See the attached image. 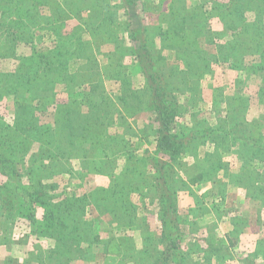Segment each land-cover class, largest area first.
I'll return each instance as SVG.
<instances>
[{
    "label": "rangeland",
    "instance_id": "rangeland-1",
    "mask_svg": "<svg viewBox=\"0 0 264 264\" xmlns=\"http://www.w3.org/2000/svg\"><path fill=\"white\" fill-rule=\"evenodd\" d=\"M46 1L48 4L43 8V12L53 19L56 18L58 9L63 7V2H69L71 6L81 4L79 8L82 11L79 15L84 21L92 6L90 0ZM228 1L139 0L135 5L127 4L123 8L119 7L118 0H109L107 2L110 7L99 5L102 8L98 11L107 14L114 21L115 27L109 32L110 38L104 35V31L103 35L96 34L94 39L83 31L82 39L88 41L91 47L89 57L91 60L85 58L63 60L58 71L67 75H76L83 70H87L89 76L90 73L99 74L94 79H97L104 89V96L100 102L113 111V104L120 106L119 97L132 96L146 99L149 96L144 75L130 50L131 38H148L154 46L153 55L159 54L162 71L165 74L169 72L177 74L180 80L183 77L178 72L183 71L186 65L182 61L185 56L182 55L181 42L177 38L182 29L192 30L190 36L197 40L196 46L208 54L209 70L205 73L201 71L195 84L188 88L182 87V90L176 93L179 95L180 104L183 109L185 108V113L175 120V124L177 126L184 124L188 128L201 125L218 127L220 121L225 120L236 107L249 106L245 117L247 122L255 123L251 128L252 139L259 141L261 135L264 142V100H258V84L264 72L260 71L253 75L249 71L239 72L231 68L228 53L223 48L225 39L214 36V32L220 34L224 29L217 16L210 12H213V5ZM170 7L187 8L192 13H199V17L205 13L206 15L201 18H191L188 14L184 16L180 12L168 14ZM181 17L186 19L185 24L180 26ZM176 19L175 23L168 24V21ZM247 19L251 20L252 15H248ZM112 22L109 27L113 25ZM80 25L76 16L71 17L64 22V31L68 33ZM158 29L176 38L177 42L174 43L172 38L163 41ZM32 30L35 35L32 45L19 44L20 48H16L14 56L0 59V73H3V76H0L2 80L0 85L4 83L5 89L13 79L11 77L14 76L13 73L19 65L21 56H27L34 50L54 48L56 38L51 28L37 25L33 26ZM132 31L135 34H132ZM211 33H213V44L207 45L205 40ZM224 33L228 34V31ZM248 60L251 61L252 58L249 57ZM118 64L126 70L128 76L126 79L122 74L115 78L107 76V72L114 70L112 67ZM262 65L264 66V61ZM186 80L188 81V78ZM63 89L61 84L54 88L57 98L61 101L67 102L68 99H73L81 102L84 100V92L89 87L75 89V93L69 95ZM54 105L53 100L45 103L46 113L38 115L32 124H38L39 120L51 121ZM76 106L69 108L71 117L78 116L80 111L85 110L84 105L76 104ZM13 111L12 95H3L0 99V119L9 122ZM131 113L126 114L124 118H116V114L110 125L104 127L108 135L115 137L114 143L107 150L102 149L103 147L94 149L93 154L89 155L92 158L94 156L93 159L83 158L82 154L67 159L68 165L64 167L66 173L59 171L52 179V182L58 186L57 191L62 192L63 196L75 197L84 202L81 221L89 224L91 241L87 243L85 242L87 237L75 235L69 237V241L76 246L75 248L87 250L85 264H158L161 260L160 247L155 251L151 244L162 237V229L168 233L177 231L174 227L165 228L162 227V223L160 224L158 191L152 189L155 180H153L151 163L156 162L161 156L156 150L155 116L145 109ZM79 136H82L81 132L76 133V138L82 141ZM83 142L86 144V141ZM23 157H19L21 161H24ZM100 161L101 163L97 164ZM177 162L175 176L188 188L179 191L176 197V214L180 219L178 230L185 236L182 246L187 255L183 264H264V254L259 258L249 257L255 249L257 240L264 239V209L260 204L257 189L250 188L252 191L250 197L243 189L245 188L243 184L249 180L244 178L241 170V167L246 166L248 170L261 172L264 170V164L253 161L243 165L242 151L238 148L226 153L218 147L209 146L208 143H196L194 147L185 150ZM199 174H202L204 180L193 183L191 178ZM119 185H132V190L136 188L128 193L131 215L126 216L133 217L130 223L125 221L127 219L125 216L98 213L99 209H95L87 200L91 193L99 195V189H105L108 195L112 193V199L114 197L118 200L125 199L126 190L120 193ZM37 217L39 218L40 215ZM258 218L260 223L257 222ZM0 230V264H5L9 259L13 262L7 261V264L54 262V254H52V250L55 249L54 242L37 238L31 233L30 224L26 226L19 222L3 223L0 224ZM230 236L232 238L234 236V247L229 248L227 244L220 245L221 240L225 241ZM112 239H118L120 247L117 251ZM109 244L110 247L106 248ZM107 249L114 253H109ZM165 264L176 263L168 260Z\"/></svg>",
    "mask_w": 264,
    "mask_h": 264
},
{
    "label": "trees",
    "instance_id": "trees-1",
    "mask_svg": "<svg viewBox=\"0 0 264 264\" xmlns=\"http://www.w3.org/2000/svg\"><path fill=\"white\" fill-rule=\"evenodd\" d=\"M90 1L92 6L84 21L79 15L82 11L81 4L71 6V3L63 2V7L58 9L56 18L53 19L43 12V8L48 4L46 0H40V2L0 0V59L14 56L16 48H20L19 44L32 45L35 40L33 26L45 25L51 28L56 38L54 48L34 50L27 56H21L7 89L3 87L4 83L0 85V99L3 95H12L14 105L11 120L7 122L0 119V224L16 222L26 226L30 224L31 233L37 238L53 241L55 249L52 250L54 254L52 264H74L75 262L85 264L87 250L75 248L76 246L69 241V237L74 235L87 237L85 239L87 243L91 241L90 226L87 222L81 221L84 202L82 199L63 196L62 192L57 191L58 186L52 182V179L58 175L59 171L65 172L64 167L68 165L67 159L77 157V154H82L83 158L93 159L94 156L92 158L89 155L93 154L94 149L103 147L102 149L107 150L114 143L115 137L108 135L104 127L110 125V121L116 114V118H124L126 114L130 115L131 112L145 109L155 116L156 150L161 154L156 162L151 163L154 172L153 180H155L152 189L155 192L158 191V220L161 221L162 227L169 226L177 230L176 233H168L162 229V237L157 238L151 247H154L155 251L160 247L161 260L158 264H165L168 260L183 264L187 255L182 246L185 236L178 230L180 219L176 214V197L179 191L188 188L175 176L178 158L196 143H208L209 146L218 147L226 153L238 148L242 151L243 165L253 161L264 164L263 137L261 139L260 135L259 141L252 139L251 128L255 123L247 122L245 117L249 106L236 107L225 120L220 121L218 127L201 125L188 128L184 124L178 126L175 124V120L185 113V108L183 109L179 95L176 93L181 91L182 87L188 88L195 84L201 71L205 73L209 70L208 54L203 49H198L197 40L190 36L193 33L192 30L182 29L177 38L181 42L182 55L185 56L182 61L186 65L183 71L178 72L183 77L180 80L177 74L171 72L165 74L162 71L159 54L153 55L152 47L154 46L148 38H131L130 50L144 75L149 96L146 99L132 96L119 97L120 106L113 104V111L100 102L104 96V89L98 80L94 79L99 74L90 73L89 76L87 70L76 75L59 72L58 67L63 60L90 59L91 47L88 41L82 39L83 31L89 33L93 39L96 34L103 35L104 31V35L110 38L109 32L115 27L111 17L98 11L102 7H110L107 2L109 0ZM118 1L119 7L123 8L127 4L135 5L139 2V0ZM188 10L183 7L181 9L170 7L168 14L180 12L184 16L188 14L191 18H201L206 15L205 13L199 17V13ZM212 11L210 13L217 16L224 31H228V34L224 31L220 34L214 32V36L225 39L223 48L228 53L231 68L239 72L249 71L253 75L260 71L264 72L262 65L264 61V0H229L227 3L213 5ZM248 15H252L251 20L247 19ZM75 16L81 25L66 33L64 22ZM185 19L181 17L180 26L185 24ZM174 21L177 19L168 21V24H173ZM111 22L113 25L109 27ZM158 31L161 32L163 41L172 38L174 43L177 42L173 36L159 29ZM133 33L135 34L134 31ZM209 35L205 43L212 45L213 33ZM249 57L252 58L251 61H247ZM194 67L195 70H193ZM112 68L114 70L108 71L107 76L115 78L122 74L125 79L128 77L122 65L118 64ZM107 69L109 70L108 67ZM2 74L0 73V76H3ZM262 77L258 84V100H264V76ZM121 83L123 84V80ZM127 83L129 84L128 80ZM58 84L63 86V90L68 95L75 93V89L85 86L89 89L84 92L83 101L68 99L64 102L57 98L54 91ZM52 100L55 105L52 107L51 121L39 120L38 124H32L38 115L46 113L45 103ZM76 104L84 105L85 110L80 111L78 116L71 117L69 108H76ZM77 132H81L82 136L79 137L82 141L77 140ZM20 156H24V161L20 160ZM100 163L101 161L97 164ZM241 170L244 178L249 180L243 184L245 187L243 189L249 197L252 192L250 188L257 189L260 204L264 209V170L261 172L248 170L246 166L241 167ZM191 180L193 183L195 181L200 183L204 177L199 174ZM132 188V185H119L120 193L126 190L125 199L118 200L115 197L112 199V193L108 195L105 189H99V195L91 193L87 200L95 209H99L98 213L125 216L127 218L125 221L130 223L133 217L128 218L126 215H131L128 193L136 190ZM37 215L40 217L38 218ZM257 222L260 223L259 218ZM112 240L117 251L120 247L118 239ZM234 240V236L233 238L230 236L225 241L221 240L220 245L227 244V247L232 248L235 245ZM107 250L109 253H114L110 249ZM263 254L264 239H259L249 257L259 258L263 257ZM7 261L13 262L9 259L5 264Z\"/></svg>",
    "mask_w": 264,
    "mask_h": 264
}]
</instances>
